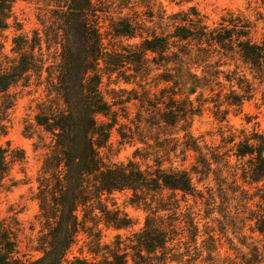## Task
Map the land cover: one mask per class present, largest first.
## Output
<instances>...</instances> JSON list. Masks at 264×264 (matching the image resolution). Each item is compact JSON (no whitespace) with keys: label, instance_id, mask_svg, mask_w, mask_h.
Returning a JSON list of instances; mask_svg holds the SVG:
<instances>
[{"label":"clouds","instance_id":"obj_1","mask_svg":"<svg viewBox=\"0 0 264 264\" xmlns=\"http://www.w3.org/2000/svg\"><path fill=\"white\" fill-rule=\"evenodd\" d=\"M0 264H264V0H0Z\"/></svg>","mask_w":264,"mask_h":264}]
</instances>
